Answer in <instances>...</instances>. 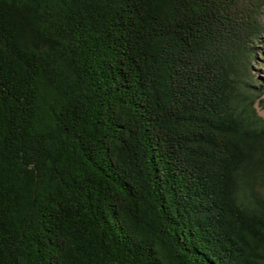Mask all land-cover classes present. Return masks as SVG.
Masks as SVG:
<instances>
[{
  "label": "trees",
  "instance_id": "1",
  "mask_svg": "<svg viewBox=\"0 0 264 264\" xmlns=\"http://www.w3.org/2000/svg\"><path fill=\"white\" fill-rule=\"evenodd\" d=\"M263 15L0 0V264H264Z\"/></svg>",
  "mask_w": 264,
  "mask_h": 264
},
{
  "label": "rangeland",
  "instance_id": "2",
  "mask_svg": "<svg viewBox=\"0 0 264 264\" xmlns=\"http://www.w3.org/2000/svg\"><path fill=\"white\" fill-rule=\"evenodd\" d=\"M262 23L264 26V15L262 17ZM257 54L252 64V73L255 75L257 80H260L264 88V34L262 36V42L257 45ZM262 80V81H261ZM257 111L261 117L264 118V105L261 106L259 103L256 105Z\"/></svg>",
  "mask_w": 264,
  "mask_h": 264
}]
</instances>
